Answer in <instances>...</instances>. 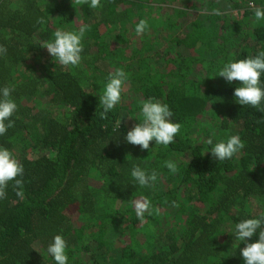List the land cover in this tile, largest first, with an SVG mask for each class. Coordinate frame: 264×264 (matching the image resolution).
<instances>
[{
  "label": "trees",
  "instance_id": "16d2710c",
  "mask_svg": "<svg viewBox=\"0 0 264 264\" xmlns=\"http://www.w3.org/2000/svg\"><path fill=\"white\" fill-rule=\"evenodd\" d=\"M90 2L0 0V88L18 105L0 147L24 167L23 197L9 182L0 199V264H55L47 247L58 234L69 264H244L232 234L264 216V111L236 103L241 82L217 75L264 51V21L253 15L264 0ZM81 28L77 66L42 48L57 30ZM118 69L121 102L101 118L99 97ZM149 99L168 104L181 129L174 143L141 150L124 137ZM232 135L244 147L216 160L208 138ZM136 165L156 173L151 186L133 180Z\"/></svg>",
  "mask_w": 264,
  "mask_h": 264
},
{
  "label": "clouds",
  "instance_id": "9594fccd",
  "mask_svg": "<svg viewBox=\"0 0 264 264\" xmlns=\"http://www.w3.org/2000/svg\"><path fill=\"white\" fill-rule=\"evenodd\" d=\"M91 8L100 6V0H91ZM253 15L257 22L264 21V6L255 7ZM148 25L145 20H141L135 31L143 33ZM85 29L78 32L57 30L53 38L42 48H45L51 57L55 58L62 66H77L83 51L82 40ZM7 52V48L0 45V55ZM219 77L231 84L233 81L241 82L235 87L233 96L241 106L251 105L252 107L264 111V51L258 52L254 57L228 61L218 71ZM127 76L123 70L118 69L114 74H110L105 88L99 97V103L103 106L100 113L101 118L106 117L110 110L114 109L122 97L123 85ZM13 89L9 86L0 88V136H3L9 128L13 127L14 121L11 119L17 111L18 105L11 98ZM142 120L131 130L127 131L124 139L127 143L140 146L141 150H150V142L155 145L168 146L175 141V137L181 129L178 122H173L174 113L166 103L149 99L142 104ZM207 144L211 146V155L219 161L231 159L243 147L244 143L239 135H232L226 140L218 142L209 137ZM165 166L172 172L177 171L174 162L166 161ZM23 165L16 159L14 154L7 148L0 147V199L6 195V188L9 182H14L17 189V196L23 197ZM133 180L141 187H149L157 179L156 173H149L146 169L136 165L131 170ZM150 201L145 198L135 204L137 217L143 219L146 211L149 210ZM264 216L258 218H248L235 224L233 236L235 241L244 243L245 247L240 249V255L244 264H264ZM257 236L255 242H249L251 238ZM68 244L62 235H55L52 242L47 247V253L51 256L55 264H69Z\"/></svg>",
  "mask_w": 264,
  "mask_h": 264
},
{
  "label": "rangeland",
  "instance_id": "374dc122",
  "mask_svg": "<svg viewBox=\"0 0 264 264\" xmlns=\"http://www.w3.org/2000/svg\"><path fill=\"white\" fill-rule=\"evenodd\" d=\"M181 3H183L182 1H180Z\"/></svg>",
  "mask_w": 264,
  "mask_h": 264
}]
</instances>
